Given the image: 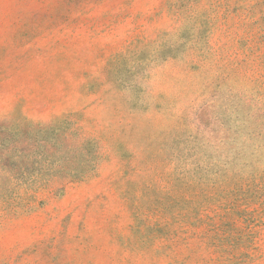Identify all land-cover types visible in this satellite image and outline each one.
Masks as SVG:
<instances>
[{"label": "rangeland", "instance_id": "obj_1", "mask_svg": "<svg viewBox=\"0 0 264 264\" xmlns=\"http://www.w3.org/2000/svg\"><path fill=\"white\" fill-rule=\"evenodd\" d=\"M0 264H264V0H0Z\"/></svg>", "mask_w": 264, "mask_h": 264}]
</instances>
